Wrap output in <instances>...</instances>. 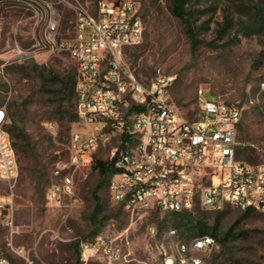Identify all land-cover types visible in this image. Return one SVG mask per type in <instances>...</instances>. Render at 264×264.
Returning <instances> with one entry per match:
<instances>
[{"label":"rangeland","instance_id":"1","mask_svg":"<svg viewBox=\"0 0 264 264\" xmlns=\"http://www.w3.org/2000/svg\"><path fill=\"white\" fill-rule=\"evenodd\" d=\"M78 1L94 10L99 0ZM135 1L140 4L146 31L140 44L125 50L128 67L146 82L159 73L175 75L171 101L189 119L199 116L201 90L208 98L243 105L237 130L238 158L262 162L264 99H258L257 93L264 82V26L251 34L240 29L254 20L264 0H190L203 41L194 55L183 23L169 10L170 0ZM41 5L42 12L36 15L25 7L0 2V107L10 113L19 111L18 103L30 101L27 128L37 146L34 152L18 151L13 224L0 225V250L12 256L14 248L23 246L31 250L37 264H82L75 245L90 239L100 174L93 165L77 169L75 195L66 197L60 206L48 203L46 191L55 180V169L69 162L70 132L75 124L70 106L60 113L42 92V82L47 79L42 72L70 70L74 62L66 53L50 48L46 40L49 10L43 0ZM58 8L63 12L61 32L72 35L74 13L62 4ZM226 23L229 27L223 35ZM35 64L41 69L29 74L27 68ZM47 123L56 128L50 131ZM119 142L114 138L102 144L95 157L111 160ZM108 182L98 190L103 206L100 217L109 216L100 233L118 237L124 251L130 253L119 264H166L163 246L175 252L179 242L189 243L174 226L171 212L150 208L132 215L112 199ZM0 192H7L2 183ZM245 211L226 207L205 214L208 225L219 221L220 233L231 227L233 233L226 243L216 239L217 246L211 251L196 252L202 264H264V212ZM192 212L199 214L197 207ZM151 225L157 229L155 237L148 234ZM172 229L175 234L170 233ZM125 237L129 244H124ZM106 263L99 256L90 264Z\"/></svg>","mask_w":264,"mask_h":264},{"label":"built area","instance_id":"2","mask_svg":"<svg viewBox=\"0 0 264 264\" xmlns=\"http://www.w3.org/2000/svg\"><path fill=\"white\" fill-rule=\"evenodd\" d=\"M22 6L36 15L41 0H0ZM49 10L46 40L53 50L66 53L77 67L78 121L71 131L69 162L58 165L46 198L61 205L75 195L74 172L93 165L99 146L119 139L112 158L118 168L108 182L112 199L132 215L158 208L190 211L196 204L212 211L226 207L264 212V160L252 163L238 158L237 130L244 106L201 90L200 112L195 119L183 115L171 101L175 75L159 73L141 80L124 60L127 47L144 40L146 25L135 0H99L94 10L78 0H43ZM63 5L74 13L72 35L60 26ZM264 99V82L257 93ZM7 112L0 107V225L13 224L14 186L20 173L18 155L7 129ZM52 131L56 127L47 123ZM124 134L128 139H124ZM264 154V153H263ZM264 156V155H263ZM171 234L176 229L170 230ZM157 235L154 225L148 228ZM99 233L80 243V261L96 257L119 264L130 253L117 240ZM125 237L124 244H129ZM217 246L214 236L179 242L175 252L164 246L166 264H202L196 252ZM8 256L0 250V264H37L30 249L19 246Z\"/></svg>","mask_w":264,"mask_h":264},{"label":"trees","instance_id":"3","mask_svg":"<svg viewBox=\"0 0 264 264\" xmlns=\"http://www.w3.org/2000/svg\"><path fill=\"white\" fill-rule=\"evenodd\" d=\"M169 10L183 23L187 36L190 40L191 51L194 55L203 41L199 37V29L195 24V19L193 17L194 11H192L191 9L190 0H170ZM227 22L230 23V20L228 19ZM263 26L264 5H262L257 10L254 20L249 24L245 23L244 25H242L240 30L242 33L251 34L263 28ZM227 27H229L228 23H226V25L222 29L221 33H223V35L226 33L225 30ZM39 69H41L40 65L35 64L32 69L27 68V72L29 73L30 70L39 71ZM44 72H42V74L47 79L42 82V92L49 96L48 98H50V104L54 105L60 113L64 114L66 112L65 109L70 106L73 111L72 119H74L75 124L78 121L76 91L78 71L76 65L74 64L70 70H48L47 73ZM29 102L30 101L27 100L25 103H18L17 108L19 109V111L11 110L10 113H7L10 121L7 125V129L12 137L17 155L20 149L24 148L31 152H34L37 148L36 143L33 139V135L28 131L27 128L28 121L26 112H29ZM128 138V135L124 134V139ZM93 166L96 170H98L100 174V181L96 185L94 193L96 205L91 215L93 228L91 229L88 236L90 237V239L100 233V230L102 229L106 220L109 218V216L100 217L103 206L101 203V198L98 195V190L107 182L111 174L118 170L115 157L111 160H105L95 157ZM195 207H197V211L199 212V214L193 213L192 210L173 211L170 213L172 215L173 224L181 232V235L183 237H188L190 240L197 236L211 235L221 242L226 243L230 238V235L233 233L232 227L227 231L220 233L219 221L214 225H208V223L205 221L207 217L205 214L213 211L202 208L199 204H196ZM250 212L251 210H246L245 214H249ZM90 239L86 238L83 241ZM80 243L81 241H79L78 244L75 245V249L77 251L79 259Z\"/></svg>","mask_w":264,"mask_h":264}]
</instances>
